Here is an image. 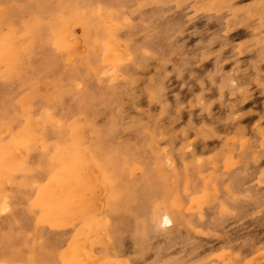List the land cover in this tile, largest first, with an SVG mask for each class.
<instances>
[{"label": "rangeland", "instance_id": "1", "mask_svg": "<svg viewBox=\"0 0 264 264\" xmlns=\"http://www.w3.org/2000/svg\"><path fill=\"white\" fill-rule=\"evenodd\" d=\"M25 1H30V4L37 7L35 10H38L34 12L33 16L30 14L25 16H30L32 23L35 19L33 24L36 23L39 26L38 28L35 25L37 33L38 29L40 31L41 29L44 30L41 31V34L36 35V40H38L36 42L41 48L40 53L43 50L46 51L42 55L44 59H48H45V64L48 66H42V75H56L60 87H63V83L71 84L74 90L69 88L70 93L74 98L80 100L81 107L88 109L90 115H97L98 111L95 108L101 100L106 101V109L117 104L122 105V102V106L126 109L123 112L125 122L123 119L119 120L114 127L107 130L108 137L115 135L114 143L109 145L110 152L116 153V158L115 153L111 154L112 159L115 158L116 160L113 166L117 170H126V164L133 159L136 147V151H139L136 161H138L140 167L142 166L145 169L146 174L151 179L142 177L145 173L142 172L141 168L140 170L131 168V172L126 170L124 174L125 182H131L129 183L133 193L131 195H134L127 198L126 204L124 203L125 209H122L120 216L123 225L121 229L122 240L120 241L123 244L121 249L124 255L129 256L130 254L129 258L131 257L130 259L140 264H264V0H78V2L76 0H57L58 3L56 0V2L54 0H17L15 4L20 6ZM48 2L56 3V5L55 3L52 4V7L53 5L58 6V8L53 7V9H57L55 13H50L53 9L50 5L47 6ZM40 8L43 11L45 10L47 14ZM70 8L75 12L70 11ZM113 8L118 10L127 8L131 15H136L138 21L137 38L146 41L145 52H141L139 56L142 65H139L135 70L130 69L131 60L122 63L118 59L110 58L108 54L95 52L96 40L100 35L99 29L105 25V14L111 12ZM47 9L50 10L49 13ZM93 9L95 10L93 11ZM53 14H55V18H53ZM36 18L45 22L36 21ZM83 18L85 21H83ZM22 19V17L15 16L14 21L19 24ZM237 19H241V21ZM83 23H87V25H83ZM46 24H49L47 30L44 29ZM48 28L50 29L48 30ZM47 31L52 34H47ZM81 31L89 33L88 39L84 38ZM90 34L92 35L90 36ZM73 37L78 40L75 39L73 43L69 42L68 40ZM42 39L44 42H42ZM79 40L80 43L78 44ZM92 41H94L93 44H91ZM88 45L91 46V51ZM51 46H54V48ZM147 48L148 50H146ZM83 53L85 54L82 55ZM64 54L65 56H62ZM87 55L91 58H88ZM100 56L102 60L99 59ZM83 57L86 59L80 60ZM52 59L54 60L53 63L59 59L60 62L54 63L55 65L58 64L57 66L51 65ZM41 60L43 62L42 58ZM90 60L91 62L88 63ZM97 60L98 63H96ZM23 61L25 63V56ZM48 61L51 63H48ZM67 61L71 63L69 64ZM117 62H119L118 66ZM75 65L80 66L84 78H80L76 83L72 82V78L68 79V72L73 69L69 67ZM88 65L93 66L90 69ZM23 66V69H25L27 63ZM51 66L56 67L57 71L52 69ZM87 66L88 68H86ZM83 67L86 70L82 69ZM90 74H94L93 77ZM86 75L87 77H85ZM31 77L33 78L32 75H29V78ZM65 80L68 81L65 82ZM83 86H86L85 89L87 90ZM9 88L12 89V87ZM42 88L40 89L43 92L44 88ZM88 90L96 96L94 101H90L92 98L85 97ZM134 91L137 93L133 95ZM153 92L159 94L158 100L153 99ZM108 94L113 96L106 98ZM7 95L9 93L2 96L1 99L4 101L6 98L9 99L10 97ZM152 99L153 101H151ZM90 104L94 108L90 107ZM166 105L170 106V110L166 113L165 125L168 132L173 136H164L163 138L159 135L160 129L158 126L162 125L161 118ZM129 121L134 122L131 123L132 127ZM127 123L129 124L126 125ZM127 130L129 131L126 133ZM239 130H241V133H239ZM143 132L146 134H142ZM120 140L123 144L128 143L127 147L129 149L123 147V144L120 145ZM93 141L95 142L93 143ZM172 141H174V146L171 145ZM241 141L249 144L246 158L241 156L243 147ZM86 142V145L89 146L97 144L99 142L98 135L87 131ZM249 158H251V161ZM210 160L215 161V164ZM230 160L233 161L232 164L229 163ZM197 164L203 165L200 171L196 170ZM174 168H178L182 175L185 173L183 175L185 180L187 177L192 179L194 186L192 189L184 190L185 180L181 184L180 187L182 188L179 189L181 204L180 209H176L177 220L173 221V226L164 223L162 220L163 214L160 212L155 216L159 219V225L152 229L154 225L152 223L154 203L151 200L154 195L158 200L161 196L160 189L163 187L165 190L162 191L167 192L169 199H175L176 178L170 175L166 179L163 178V183L160 178L164 171L170 172ZM219 169L223 173H220ZM225 169L227 173H225ZM214 172H217V174H214ZM155 173L156 175L153 177ZM230 173L231 175H229ZM233 175L235 176L233 177ZM229 177L230 179L232 177V179L229 180ZM142 179L144 180L142 181ZM196 185L197 187H195ZM250 185L253 186L250 187ZM204 187L205 190H208L209 196L212 197L210 199L212 202L210 201V204H207L208 208L206 206L200 207L198 203L194 202L195 200L193 201L198 192L205 191L201 190ZM4 188L7 190V197H10V209L9 207L0 208V222H3L2 227L0 224V233L2 234H0V250H2L0 253L5 252L4 254H8L12 250L20 248L22 244L25 247L30 245L29 242L34 239V231L32 230L40 227V219L38 221L39 210L33 211L37 215L35 216L29 213L27 215V211L24 209V215L22 214L24 223H16L13 226L5 223L9 216L13 214L11 213L14 210L12 208L13 204L21 202L22 199L16 193L17 189L13 185L6 184L2 186V189ZM33 189L35 190L34 187ZM239 191L243 194H240ZM225 194H228V196L226 197ZM109 196L110 194L107 192L102 193V201L106 202L110 199ZM8 198L6 202H8ZM235 199L238 201L236 202ZM129 203L134 204L132 206ZM195 207L196 209H194ZM223 207L227 209V212H222ZM138 210H140V216L143 217L142 222L133 219V213ZM108 212V207L105 206V208L99 210L98 214L107 216ZM238 215L239 217H237ZM144 218L147 220H144ZM150 220L152 222H149ZM148 228L152 233L149 232L147 236ZM173 228L176 229V234L169 237L170 229ZM8 230L9 232L13 230L12 234L17 230L22 232L25 236L22 238L24 240L13 237L20 234L17 231L16 234H11L12 238L9 237V244V241H6L8 235H5ZM141 232L144 234H139ZM63 234L62 231L61 235L63 236ZM30 235L32 236L29 237ZM140 237L142 238L139 239ZM25 238L28 239L25 240ZM37 242L40 246V238L37 239ZM157 244L159 247H156ZM155 248H157V251ZM142 249L145 253L142 252ZM0 264H4L1 262V258Z\"/></svg>", "mask_w": 264, "mask_h": 264}, {"label": "bare ground", "instance_id": "2", "mask_svg": "<svg viewBox=\"0 0 264 264\" xmlns=\"http://www.w3.org/2000/svg\"><path fill=\"white\" fill-rule=\"evenodd\" d=\"M16 1L17 0H0V208L1 207H3V208L9 207V209H10V206H9L10 197L9 198L7 197L8 196L7 190L5 188L2 189V186L3 185L5 186L6 184H10V186L13 185L14 188L16 187V189H17L16 193L21 197L22 200H21V202H19L17 204L16 203L13 204L14 206L12 208L14 210L11 212L13 214L11 216H9V219L5 223H9V225L11 224L12 226L16 225V223L22 224V223H24L23 216H22L24 209H26L25 211H27V215L32 214L35 216H37V215L33 211L39 210L38 221L40 219V223H39L40 227L38 225L39 228L32 230V231H34V237H33L34 239L29 242L30 245L27 243L29 246L25 247L22 244V246L20 248H16L8 254H4L5 252H1L0 253L1 262H3L4 264H140L139 262H135L134 260L130 259L131 258V257L129 258L130 254H129V256L124 255V253L121 249V245H123L120 241V240H122V238H121L122 230L121 229L123 226L122 222H121V218H120V216L122 214L121 211L125 206L124 203L126 204L125 201L127 200V198L134 196V195H131V194H133L131 192V185L129 184L131 182H128V183L125 182L124 174L126 173V170H127V172H131V168H134L135 170H140V168H141L142 172L145 173V175H143V173H142V175H143L142 177L144 179H151V177L146 174L147 172L145 171V169L142 166L140 167L138 164V161H136L138 158V155H139V151H136V147H135V155L133 156V159L128 161V163L126 164V170L125 169L117 170V168H115L113 166L115 161H116L115 160L116 153L112 152V153H115V158L112 159V155H111L112 153L109 150V145L114 143L115 135H111L110 137H108L107 130L114 127V125H116V123L119 120H122L123 118L125 119L123 112L126 111V109L122 106L123 102H122V105L117 104V105H114V106L106 109V105H107L106 101L101 100L99 105H97V107L95 108V110L98 111L97 115H95V116H94V114L90 115L88 112V109H83L81 107L80 100L74 98L73 95L70 93L69 88H72L74 90V88L71 84L63 83L64 84L63 87L62 86L60 87L57 83V79H56L57 76L56 75L55 76L42 75V73H43L42 72V68H43L42 66H46V67L48 66L45 64L46 58L44 59V56L42 55V53L46 52V51L43 50V52L40 53L41 48H40V45H38L36 42V41H38V40H36V35L38 33L41 34V31L43 29H41V31L38 29V33H37L36 32L37 30L35 27L36 23L33 24L34 20H35L34 17H32L34 19V20L32 19L33 20V23H32L30 16L29 17L25 16L28 14L33 16L34 12L38 11V10H35L37 7H34L35 5L33 6L32 4H30V1L29 2H26V1L22 2L20 6H17V4H15ZM42 1H44V0H42ZM58 2L59 1H57V3ZM65 2H67V1H65ZM76 2H78V0H76ZM54 3L48 2L47 6L48 5L51 6ZM92 3L94 4V2H92ZM39 4H41V3H39ZM55 5H56V3H55ZM55 5H53V7L58 8V6H55ZM61 5H63V4H61ZM41 6H42V4H41ZM53 7L51 6L52 9H53ZM59 7H60V4H59ZM70 7H71V4H70ZM41 8H40V10H42ZM77 9H79V8H77ZM95 9H93V11ZM47 10L49 13L50 10L49 9H47ZM55 10L57 11V9L54 8L53 10H51L50 13L51 14H52V12L55 13ZM71 10L72 9L70 8V11ZM43 12L45 13V10ZM73 12H75V11H73ZM38 13H41V12H38ZM44 13H43V16H44ZM45 14H47V12ZM77 14L79 15L80 13H77ZM93 14H94V12H93ZM53 15H54L53 18H55V14H53ZM85 15H86V13H85ZM94 15L96 17V14H94ZM15 16L23 18L19 24L15 23V21H14ZM66 16H68V15L66 14ZM66 16H64V17L66 18ZM91 17H92V15H91ZM38 18H36V21L41 20ZM45 18H47V17H45ZM78 18H80V17H78ZM59 20H61V19H59ZM237 20L241 21V19H237ZM47 21H48V19H47ZM83 21H85L84 18H83ZM41 22H43V20H41ZM52 22H54V21H52ZM61 22H63V21H61ZM64 22H65V20H64ZM81 22H82V20H81ZM59 24H61V23H59ZM48 25L46 24V26H44V29L46 28V30H47ZM51 25H52V23L50 24V26ZM57 25H58V23H57ZM83 25H87V23L86 24L83 23ZM36 26H38V25H36ZM76 27H78V26H76ZM38 28H39V26H38ZM73 28H74V26H73ZM49 29L50 28H48V30ZM69 29H70V27H69ZM65 31H66V29H65ZM151 32H153V31H151ZM48 33L50 35L52 34V33L47 31V34ZM81 33L85 39H88V37H89L88 32L81 31ZM61 34H62V32H61ZM92 34H93V32H92ZM92 34H90V36ZM99 34L100 35H99L98 39L96 40V51L95 52H98V54L101 52L108 54V56L110 58L118 59L122 63L125 62L126 60H131L130 65H129L131 70H135L136 68H138L139 65L140 66L142 65V62L140 64V57L139 56H140L141 52H145L144 48L147 46L145 43L146 41H142L139 38H137V34H138L137 17L134 14L131 15V13L128 11L127 8L125 10H123V9L118 10V9L113 8V10L111 12L106 13L105 14V25H103V27L99 29ZM62 36H63V34H62ZM54 37H55V35H54ZM60 37H61V35H60ZM67 39H69V38H67ZM75 39H76V41L78 40L76 37H73V38L69 39L68 41L73 43V42H75ZM90 39H91V37H90ZM59 41H58V43L61 44V42H59ZM94 41H95V39H94ZM94 41H92L91 44H93ZM42 42H44L43 39H42ZM79 43H80V40H79L78 44ZM74 46H75V44H74ZM88 46H90V45H88ZM51 47L54 48V46H51ZM89 48H90L89 50L91 51V46ZM146 50H148V48ZM48 51L50 52V50H48ZM61 53H63V52H61ZM65 53H66V50H65ZM85 53H86V51H85ZM85 53H83L82 55H84ZM148 54H150V53H148ZM24 56L26 59L25 63H23L24 62L23 61ZM62 56H65V54ZM84 57L80 58V60L82 59V61H83L84 59H86ZM95 57H96V55H95ZM41 58L43 59V62H41L42 61ZM88 58H91V57L88 56ZM99 59L102 60V57L100 56ZM115 59H114V61H115ZM46 60H48V59H46ZM62 60H64V59H62ZM87 60H89V59H87ZM98 60L96 61V63H98ZM50 61H48V63ZM53 61L54 60L52 59V63L50 62L51 65L56 63L57 61L60 62L59 59L54 63H53ZM90 62H91V60L88 61V63H90ZM26 63H27V67L25 69H23V67H24L23 64H26ZM61 63L63 64L62 61H61ZM118 64H119V62H117V66H118ZM171 64L173 65V63H171ZM57 65L54 64V66H57ZM71 65H73V64H71ZM88 66H90V65H88ZM88 66L86 68H88ZM91 66H93V65H91ZM91 66H90V69H91ZM123 67H124V65H123ZM69 68L70 69L73 68L72 70L69 71L70 73L68 72V79L72 78V82L76 83V81L80 80V78L84 79L82 77L83 74L81 73V68L79 65H75L74 67H69ZM52 69L56 70V67H52ZM82 69H84V67ZM104 69H106V68H104ZM59 70H61V69L59 68ZM84 70H86V69H84ZM89 72L91 73V71H89ZM29 75H32L33 78L32 77L29 78ZM90 75L92 76L94 74H90ZM69 76H71V77H69ZM85 77H87V75ZM61 79H62V77H61ZM66 81H68V80H65V82ZM95 82H96V80H95ZM99 82H100V80H99ZM92 83H93V81H92ZM41 84H43V85H41ZM131 84H133V82H131ZM39 85H40V87H39ZM97 85H100V84H97ZM103 85H105V84H103ZM8 86L12 87V89H14V88L15 89L12 90ZM223 86H224V84H223ZM42 87L44 88L43 92L40 89ZM85 87H84V89H85ZM95 87H96V85H95ZM135 87H136V85H135ZM91 89H93V88H91ZM85 90H87V89H85ZM117 90H116V92H117ZM94 91H95V89H94ZM71 92H73V91H71ZM96 92H98V91H96ZM7 93H9V95H7V96L10 98L9 99L6 98L5 101L2 100L1 97ZM73 93H76V92H73ZM103 93H105V92H103ZM117 93H119V92H117ZM122 93H124V92L122 91ZM136 93L137 92L134 91L133 95ZM153 93H152V95H153ZM100 94H101V92H100ZM119 94L121 95V93H119ZM86 96H87V98H92V99H90V101H94L95 97H96L94 95V93L90 90L87 91L85 97ZM106 96H107L106 98H108V97L113 96V95L110 94V96H109V94H108ZM158 96H159V94L154 93L153 99L158 100ZM115 97H116V95H115ZM50 99H51V101H50ZM116 99H117V97H116ZM137 99H138V97H137ZM153 99L151 101H153ZM136 102H138V101H136ZM177 103H178V101H177ZM92 104H90L89 106L93 107ZM109 105H111V104H109ZM168 110H170V106L166 105L163 117L161 118L162 125L161 126L157 125L158 128L160 129L159 135L163 136V138H164V136H173V134L168 132V130L166 129V125H165L166 116H167L166 113L168 112ZM91 112H92V110H91ZM124 119H123V121H124ZM129 122H130V124L134 123L133 121H129ZM159 123H160V121H159ZM128 124L129 123H127L126 125H128ZM132 124H131V127H132ZM172 124H174V123H172ZM168 125H170V124H168ZM236 127H237V125H236ZM87 131H89V132L91 131V133L94 132L98 135L99 142L97 144H95L93 146L86 145V143H87L86 142V132ZM128 131L129 130H127L125 132L127 133ZM236 131H238V130H236ZM153 132H154V130H153ZM239 133H241V130H239ZM142 134H146V133L143 132ZM231 135H233V134H231ZM93 136H95V135H93ZM235 136H238V135H235ZM89 137H91V136L89 135ZM94 142L95 141H93V143ZM119 144L120 145L123 144L122 140H120ZM171 145L172 146L175 145L174 141L171 142ZM241 145H243L242 150H241V156L243 158H246L248 155L249 144H245L243 141H241ZM127 146H128V143L123 144V147H126V149L128 148ZM218 151H220V150H218ZM222 157H224V156H222ZM185 158H186V156H185ZM125 159H127V158H125ZM249 159L251 161V158H249ZM207 160H209V159H207ZM210 162H213V164H215V161H213V160H210ZM247 162H249V161H247ZM229 163L232 164L233 161L230 160ZM202 166L203 165H201V164H197L196 170L200 171L202 169L201 168ZM220 168H222V167H220ZM171 170H170V172L164 171L163 175H161V176L159 175V176L161 178L162 183H163V178L166 179L167 177H170V175L173 176L174 178H176L177 187H176V192H175V199L174 200L169 199L167 192L162 191V190H165L163 187H161V189H160L161 196L158 200H157V197L155 195L152 198V200L150 199L154 203V213H152L154 219H153V222L151 220L149 221V222L154 223V225L152 226V229H153V227L156 228L157 225H159L158 224L159 219H158V217L155 218V216H157V214L160 212L163 214L162 220L168 226H173V221L177 220V215L175 212H176L177 208L180 209L181 198H180V194H179V189L182 188L180 186L183 183V181L185 180V176L183 178V175L185 173L182 175L178 171V168H174L172 171ZM182 171H183V169H182ZM225 171H226V169H225ZM221 172L222 171L220 170V173ZM240 172H242V171H240ZM225 173H227V171ZM132 174H134V173H132ZM214 174H217V172L216 173L214 172ZM155 175H156V173L153 175V177H155ZM229 175H231V173ZM239 175H240V173H239ZM234 176L235 175H233V177ZM144 179H142V181ZM231 179H232V177H231ZM231 179L229 177V180H231ZM156 180H157V178H156ZM229 180H228V182L230 183ZM254 180H256V179H254ZM167 181H169V180H167ZM232 181H231V183H232ZM138 183H136V184H138ZM172 183H174V182H172ZM168 184H170V183H168ZM175 184H176V182H175ZM170 185H172V184H170ZM193 186H194V181L187 177L186 180L184 181L183 189L189 190L190 188L192 189ZM252 186L250 185V187H252ZM33 187L35 188V190L34 189L32 190ZM195 187H197V185ZM168 188H169V186H168ZM170 189H171V187H170ZM201 190H205V187H204V189L202 188ZM104 192H107L110 194V196H109L110 199H108L106 202H103L101 199V195ZM146 192H147V190H146ZM146 192H144V193H146ZM210 192L212 193V191H210ZM239 193H240V191H239ZM149 194H151V193L149 192ZM154 194H156V193H154ZM184 194H186V193H184ZM228 194L227 195L225 194V196L227 197ZM237 194H238V192H237ZM240 194H243V193H240ZM141 195H143V194H141ZM215 197H213V198H215ZM7 198H8V202H6ZM211 198L212 197L209 196V192L206 189L203 192H201V191L198 192L196 194V197L193 199V201L195 200L194 202L198 203V205L200 207H204V206L207 207L208 206L207 204H210ZM141 199H143V198L141 197ZM146 199H147V197H146ZM184 199H186V198H184ZM226 200L228 201L227 198H226ZM245 200H246V198H245ZM186 201H187V199H186ZM235 201H236V199H235ZM12 202H14V201L12 200ZM136 202H138V201H136ZM142 202H143V200H142ZM218 202H219V200H218ZM236 202H234V203L236 204ZM234 203H231V204H234ZM130 204H132V203H129V205ZM133 204H132V206H133ZM222 204H223V202H222ZM105 206L108 207V211H109L107 216H104L103 214L99 215L98 214L99 210L102 208H105ZM142 206H144V205H142ZM146 206H148V205H146ZM199 206H197V207L199 208ZM227 207H229V206H227ZM194 209H196V207ZM220 210H221V207H220ZM177 212H178V210H177ZM212 212H213V210H212ZM222 212H227V209L223 207ZM236 213H237V211H236ZM230 215L232 216V214H230ZM239 215L237 217H239ZM205 217H206V215H205ZM133 219L134 220L136 219L137 222H142L143 217L140 216V210L135 211L133 213ZM145 219L146 218H144V220ZM182 219H184V218H182ZM218 219H220V218H218ZM230 220L232 221L233 219H230ZM29 222L31 224L30 220H29ZM2 223L3 222H0L1 227L3 226ZM217 223H219V222H217ZM220 223H221V221H220ZM36 224H37V222H36ZM218 225H220V224H218ZM12 226H10V227H12ZM212 226H213V224H212ZM43 227H45V228H43ZM222 227H223V224H222ZM142 228H144V226H142ZM176 228H178V227H176ZM9 230L6 234H5L6 231L4 232L5 235H8V239L6 240L7 242L9 241V237L12 238L11 234H12L13 230L10 232H9ZM148 230L149 231L147 232L148 233L147 236L149 235V232H150L149 228H148ZM17 231H15V232H17ZM62 231L64 233L63 236L61 235ZM134 231H135V229H134ZM143 231H144V229H143ZM1 232H3V231H1ZM105 232L107 234L106 236H105ZM136 232H134V233H136ZM14 233L12 235H14ZM18 233H20V234H17L16 236H13V237H18L20 239L25 237L22 232L18 231ZM26 233H28V231H26ZM150 233H152V231ZM157 233H159V232L157 231ZM139 234H142V232ZM175 234H176V229L173 228V229H170V234H168V236L173 237V235H175ZM32 235H30L29 237H31ZM39 238H40V246L38 245L39 243L37 242V239H39ZM141 238L142 237H140L139 239H141ZM26 239H28V238H25V240ZM16 240H18V239H16ZM23 240L24 239H22V241ZM12 241H13V239H12ZM168 241H169V238H168ZM142 242H143V240H142ZM8 243L10 244V241ZM224 245H225V243H224ZM157 246H158V244L156 245V247ZM231 247H229V248H231ZM144 248H145V246H144ZM249 248H250V246H249ZM155 249L157 251V248H155ZM6 250H7V248H6ZM238 250H239V248H238ZM0 251H2V250H0ZM143 251L144 250L142 249V252ZM133 253L136 254L135 252H133ZM144 253H145V251H144ZM233 253H235V252H233ZM236 260H237V258H236Z\"/></svg>", "mask_w": 264, "mask_h": 264}]
</instances>
